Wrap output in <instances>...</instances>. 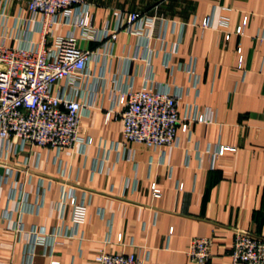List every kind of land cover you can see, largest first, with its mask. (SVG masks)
Segmentation results:
<instances>
[{
  "label": "crops",
  "instance_id": "obj_1",
  "mask_svg": "<svg viewBox=\"0 0 264 264\" xmlns=\"http://www.w3.org/2000/svg\"><path fill=\"white\" fill-rule=\"evenodd\" d=\"M27 2L0 0L6 46L42 39L40 17L29 13ZM88 3L97 31L115 29L134 12L155 25L143 37L121 31L110 47L70 26L49 31L47 48L74 32L81 49L98 53L82 87L85 96L97 90L94 108L80 120V137L92 144L7 152L0 143V264H98L103 251L132 253L149 264H197L188 257L197 238L214 240L206 264H231L234 230L264 239V0ZM207 17L212 27L203 29ZM188 69L200 79L198 90ZM150 79L181 90V115L187 108L211 111V122L179 133L172 147L126 146L123 108H113L111 95L130 85L139 90ZM220 147H226L223 156ZM65 193L87 205L78 229ZM30 231L46 236L32 254Z\"/></svg>",
  "mask_w": 264,
  "mask_h": 264
},
{
  "label": "built area",
  "instance_id": "obj_2",
  "mask_svg": "<svg viewBox=\"0 0 264 264\" xmlns=\"http://www.w3.org/2000/svg\"><path fill=\"white\" fill-rule=\"evenodd\" d=\"M9 1L4 0V4ZM27 9L32 16L40 17L38 26L42 39L36 45L30 41L13 46L0 42V143L7 152L12 149L23 152L28 146L60 151L76 144L84 149L92 144V140L80 137V120L85 111L94 108L97 90L92 89L90 96H85L82 87L88 85L90 64L98 53L81 49L74 32L58 37L47 48L44 44L49 31L54 26H70L80 30L82 37L88 41H104L110 47L121 31L145 36V32L155 25V19L138 12L129 13L115 29L107 27L97 31L93 27L88 0H28ZM246 23L247 20L238 27L237 35L243 33ZM211 27L212 18H205L202 28ZM226 39L229 40L230 35ZM260 40L264 41V35ZM165 66L168 68L169 63ZM188 73L193 78V89L198 90L199 77L191 69ZM62 81H67L66 89L60 86ZM111 96L113 108H123L122 135L126 146L142 143L151 149L172 147L179 133H190L196 123L211 122V111L199 115L187 108L181 115V90L171 91L168 86L159 85L153 79L139 90L130 85L113 92ZM225 151L226 147H220L217 155L223 156ZM153 191L156 196L160 195L155 185ZM63 202L72 208L73 224L78 229L85 223L87 205L67 193ZM4 218L9 219L10 214ZM16 231L21 232L20 224ZM29 235L32 254L31 248L43 244L46 236L35 231H30ZM233 235L231 264H264L263 238L242 230H234ZM214 246L211 238L193 239L188 251L190 261L206 264L212 259ZM97 261L98 264H149L148 258L132 253L104 251L98 255Z\"/></svg>",
  "mask_w": 264,
  "mask_h": 264
}]
</instances>
